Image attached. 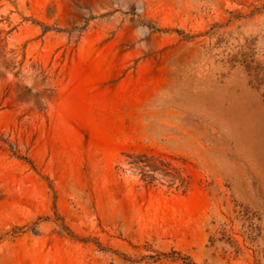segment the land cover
I'll return each mask as SVG.
<instances>
[{
    "label": "rangeland",
    "instance_id": "obj_1",
    "mask_svg": "<svg viewBox=\"0 0 264 264\" xmlns=\"http://www.w3.org/2000/svg\"><path fill=\"white\" fill-rule=\"evenodd\" d=\"M0 264H264V0H0Z\"/></svg>",
    "mask_w": 264,
    "mask_h": 264
}]
</instances>
